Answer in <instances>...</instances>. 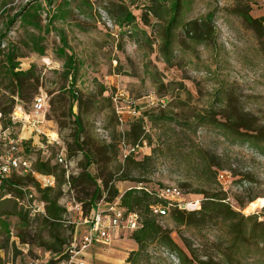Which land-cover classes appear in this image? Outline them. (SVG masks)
I'll return each instance as SVG.
<instances>
[{
  "label": "rangeland",
  "instance_id": "rangeland-1",
  "mask_svg": "<svg viewBox=\"0 0 264 264\" xmlns=\"http://www.w3.org/2000/svg\"><path fill=\"white\" fill-rule=\"evenodd\" d=\"M52 1L50 5L49 0H14L0 7V33H5L8 19L24 7L43 6V29L23 25L17 16L4 37L1 49L7 52L15 47L24 56L18 68L34 66V71L18 95L16 85L6 78L0 55V119L3 127L10 126L15 135L25 138V153L45 161L38 148L42 138L30 125L14 122L12 113L16 104L24 112L31 111L40 93L48 97L40 128L57 132L68 150L70 144L73 147L71 184H64L67 177L60 165L55 173L61 181L59 202L67 209L64 235L68 241L75 230L80 239L87 229L77 210H71L75 201L87 214L92 195L94 204L107 201L113 185L123 194L141 185L175 184L186 199L203 201L207 193L218 192L237 212L230 219L218 213L200 227L198 216L188 226L176 225L169 216L161 218L189 257L185 264H264V148L241 142L209 122L226 120L235 111L247 114L250 124L264 132V38L261 41L237 13L248 10L252 17L263 19L264 26V0H188L183 19L213 13L215 32L207 42H197L177 29L170 63L160 51L161 28L154 16L150 15L149 25L144 24V6L150 0H90L84 5L83 0H69L65 19H55L47 32V23L63 0ZM120 4L136 15L135 27L115 22ZM37 37L45 47L44 55L31 53ZM61 47L77 63L73 79L65 75V59L57 55ZM202 116L209 120L198 123L197 117ZM130 131L133 134L128 135ZM76 134L81 146L74 142ZM135 134L138 139L133 138ZM86 155L93 160L89 166ZM219 170L227 171V183L218 181ZM85 171L97 176L96 183L83 181ZM97 186L102 194H93ZM31 214L35 227L37 215ZM9 220L16 233L19 219L11 216ZM35 231L29 242L34 241ZM126 234L122 232L109 244L90 246L83 255L87 264H182L175 253L159 245L134 262L132 252L138 245ZM51 258L52 253L33 242L26 252L14 253L13 263L51 264Z\"/></svg>",
  "mask_w": 264,
  "mask_h": 264
},
{
  "label": "trees",
  "instance_id": "trees-1",
  "mask_svg": "<svg viewBox=\"0 0 264 264\" xmlns=\"http://www.w3.org/2000/svg\"><path fill=\"white\" fill-rule=\"evenodd\" d=\"M13 2L14 0H0V7L11 5ZM52 2V0H49L50 5ZM133 2L134 1H132V3ZM149 2L150 3L148 5L144 6L145 10L142 15L144 24H150V15L154 16L156 19L157 25L161 28L160 51L162 55H164L163 57L167 63H170L171 57L173 56V45L176 39L177 29L181 28L188 36H190V38L197 42H207L215 32L213 13H208L205 17L199 19L187 21L183 19L186 11L189 10L187 9L189 4L188 0H150ZM70 4L71 2L69 0H63L62 3L57 6L60 13L57 11V13L53 15L51 21H48L45 31L50 32L55 19H65L67 14L65 9H69ZM84 4H91V2L90 0H83V5ZM42 9L43 6L41 3L34 6L24 7L20 13L8 19V25L5 33H0V55L4 56L6 64L5 75L9 82L16 85L18 95L21 93L19 88H23L25 79L30 80L32 78L34 66L28 70L16 71V68L19 66V62L15 60L18 56V50L15 47H8V51L6 52L4 49H1V45L4 43V37L7 36L10 26L15 20H17V16H20L21 23L23 25H30L39 30L43 29L40 20ZM116 9L118 13L115 15V22L120 27L125 25L133 27L136 26L137 17L128 5H117ZM237 13L243 17L245 22L250 27L256 30L258 38L262 41L264 38L263 19L252 17L248 10L244 11L239 9ZM144 34L147 35V32L144 31ZM37 38L38 40L35 39L34 51L40 55H44L46 52L45 47L40 43L41 38ZM62 40H64V43L67 44L65 36L62 37ZM57 55L65 59V75L67 77L70 75L71 79H73V74H75V71L78 68L73 55L68 54L64 47L59 49ZM102 90L105 91L106 89L103 88ZM71 96L72 98L75 97L73 91H71ZM197 118L198 123L207 122L209 120L207 117L203 116L201 118ZM75 122L79 131H81L82 125L79 116L75 117ZM209 122L212 126L225 131L230 134L231 137L236 138L241 142H246L248 145L251 144L257 148H264L262 147L264 144V132L262 130L255 129L250 124L247 114L231 111L230 114L227 115L226 120H218L217 118H214L213 120H209ZM9 123H11V119H9ZM131 134H133V132H128V135ZM76 136L77 134L74 136V142L77 146H81L79 143V137ZM138 137L139 134H135L133 138L138 139ZM69 150V154L71 156L73 150L71 144L69 145ZM86 158L88 160L87 165H91L93 160L89 155H86ZM34 165L37 171L46 174H55L58 169V164H52L50 160L43 161L39 159ZM81 176L85 183L92 180L96 183V175H92L91 173L85 171ZM121 179L123 180V178ZM29 182H33L34 188L38 190L37 192L40 194L41 199L47 203L46 213L44 215H37V224L35 227H33L31 222L29 211L21 206L16 200V198H22L24 195V192L19 187H23ZM147 187L148 186L143 185L141 188H130L121 194L115 185H113V194L111 195V198L107 199V201L111 202L119 197V204L129 211L137 212L143 222V226L140 229L133 232H127V234L124 233L126 235H130V237L134 239L135 243L138 245V249L132 252L133 256L131 258L135 262L141 255H143V253L147 252L150 247L159 245L175 253L176 256L182 260V264H185V260H189V257H187L185 251L178 245L177 241H175L172 231L161 223V218L164 216H159L153 213V207L155 205H166L167 201L150 194L146 190ZM60 188L61 181H58L56 187L41 188L37 180L31 174L22 176L15 174L2 180L0 184L1 194H13L14 198H5L0 200V264H6L1 251H5L6 253L8 251H13V256L14 253L21 254L24 252L19 248V246H17V243L15 241L13 242L11 239L13 236L11 230V220H9L11 216H16L19 219L18 231H16L15 234L24 245V248L29 249L30 244L36 242L39 247L46 251L61 254V259L68 256V252H65V250L68 246V242L70 243V241H68V238L64 235L65 225L67 223V219H65L67 209L59 202ZM96 191L100 192L99 194L103 193L100 186L96 187L93 194L96 193ZM224 200L225 198L218 192L207 193L205 199L202 201L200 210L184 211L172 207L168 215L165 216H169L170 219H172V221L178 226H188L194 224L193 218L198 216L201 221L196 224L199 225V227L207 218L217 215L218 213L222 214L226 219H230V217L233 218V214H236L237 212L234 211L230 207L229 203ZM94 201L95 194L92 195L90 202L86 206L89 211L96 205L94 204ZM262 225H264V223H262ZM33 230H36L34 234V241L31 240L29 242L28 237L31 236ZM262 235L264 238V228L262 229ZM49 263L57 264L58 261L52 260Z\"/></svg>",
  "mask_w": 264,
  "mask_h": 264
},
{
  "label": "built area",
  "instance_id": "built-area-1",
  "mask_svg": "<svg viewBox=\"0 0 264 264\" xmlns=\"http://www.w3.org/2000/svg\"><path fill=\"white\" fill-rule=\"evenodd\" d=\"M2 47L5 48L4 43ZM47 96L44 93L36 95L33 102L31 111L24 112L18 104L12 113V120L14 122H23L25 125H30L38 137L42 138L41 146L38 148L41 151V155L45 159H53L54 162L60 165L66 173V184H71L70 168L72 167V159L69 154L66 143L60 138L57 132L48 133L40 128L41 124L45 120L44 112L47 109ZM20 111V113H19ZM134 112H136L134 110ZM1 116V115H0ZM12 127H3L0 119V184L3 179L9 178L15 174L28 175L31 174L39 183L41 188L56 187L58 184L57 175L54 173H42L36 170L35 162L37 159L30 154H27L23 150V144H25L24 137L15 135L11 130ZM55 147V151L52 152L51 148ZM217 179L221 183H227L229 176L227 171L219 170L217 173ZM143 185L139 186L141 188ZM24 195L22 198H16L21 206L29 211L31 215H44L46 213V204L38 194V190L34 187H19ZM146 190L157 196L159 199L166 200V205H155L153 207V213L159 216L168 215L172 207L186 211H197L201 209L202 199H186L184 191L175 184L157 185L155 188L147 187ZM5 198H14L13 194H1L0 200ZM119 197L114 201H102L96 204L91 210L84 214L81 202H74L71 210H77L81 223L87 225V229L84 234L78 239L77 230L74 232V238L70 241L66 247L65 252H68V256L61 259V254L46 251L47 254H51L54 258L52 260L58 261L57 264H87L83 255L86 254V250L97 243L109 244L115 240L122 232H133L140 229L143 226V222L140 215L135 211H129L122 207ZM104 205L102 208L101 205ZM12 241L17 243L19 248L26 252L27 248H24L23 244L12 231ZM64 252V253H65ZM6 264L13 263V251L2 252ZM29 264H34L33 261Z\"/></svg>",
  "mask_w": 264,
  "mask_h": 264
},
{
  "label": "crops",
  "instance_id": "crops-1",
  "mask_svg": "<svg viewBox=\"0 0 264 264\" xmlns=\"http://www.w3.org/2000/svg\"><path fill=\"white\" fill-rule=\"evenodd\" d=\"M31 53H33V54L35 53L36 54V52H33V51ZM23 57L24 56L21 55L20 52H19L17 58L15 59L16 61H18L20 63L21 66L23 65V64H21V61H22ZM19 70H24V69H19ZM25 70H28V69H25Z\"/></svg>",
  "mask_w": 264,
  "mask_h": 264
}]
</instances>
